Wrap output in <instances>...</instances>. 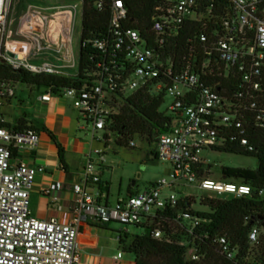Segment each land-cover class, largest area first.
<instances>
[{
    "label": "built area",
    "instance_id": "obj_1",
    "mask_svg": "<svg viewBox=\"0 0 264 264\" xmlns=\"http://www.w3.org/2000/svg\"><path fill=\"white\" fill-rule=\"evenodd\" d=\"M205 1L165 0L159 5L152 23L158 45H164L170 33L176 35L188 19H210V14L218 6L211 0L205 15L201 12ZM225 1L227 5L219 7L223 12L221 23L216 24L221 30L215 31L217 38L213 40L209 52L205 53L208 58L197 65L199 71L185 70L176 74L171 68L164 67L156 50L146 45L137 30L125 26L128 10L122 2L116 1L110 36L88 41L95 49L108 54L112 72L106 69V73H99L98 80L91 88L65 89L62 93L73 100L85 123L91 126L93 140L101 142L104 137H96V133L104 131L108 116L117 113L113 97L121 99L118 93L127 95L128 92L147 89L149 93L157 95L166 91V95L174 98L171 107L173 127L158 136L156 155L157 159L170 163L169 179L160 180L148 190L120 198L114 204L95 199L88 187L100 185V171L105 163L104 151L97 149L88 156L83 177L73 187L76 201L72 216L38 219L30 209V194L37 176L45 168L29 166L25 162L14 164L13 154L20 150L36 149L41 140L40 134L32 129L13 130L0 126V264H80L78 237L83 224L93 222L137 228L151 226L159 213L169 206L175 207L181 198L189 197L179 193V188L184 185H197L199 189L211 193L207 194L211 199L242 198L253 193L252 187L245 184L226 178L222 181L210 179L206 176L209 171L204 168L200 157L203 151L225 147L227 143L240 141L241 145L249 146L243 124L245 114L247 110L257 107L256 103L251 102L254 95L264 92V0ZM13 5L14 0H0V64L5 63L15 71L25 70L39 75H66L68 69H75L72 49L57 50L60 55L58 61H63L62 64L49 60L31 62V56L37 57L51 47L44 30L48 29L50 20L57 16L29 9L21 19L19 28L13 31ZM97 7L103 9V2L99 1ZM76 15L77 7H74V21ZM58 21L61 29L69 31L68 15H60ZM14 36L28 40L24 44V51H13L8 47L9 38ZM202 41L205 42L206 37H202ZM117 51L126 54L132 67L131 75L121 87L115 81L121 77L118 66H122ZM214 53L217 58H214ZM228 69L242 76L233 97L222 96L203 79V76H225ZM13 86L0 84V107L5 98L15 96ZM191 91H194V98L189 95ZM53 97L52 92L48 91L42 94L41 100L50 102ZM259 119L264 121L262 115ZM128 146L136 147L133 140ZM249 150L253 149L250 147ZM62 189L61 183H53L43 192L51 195ZM166 189L170 191L168 194L164 193ZM176 222L177 231L194 238L192 242L183 240L180 243L188 247L187 260L200 261L203 244L211 237L204 226L208 221L194 210V214L180 212ZM122 233L125 235L128 232L122 230L118 234L119 241L124 237ZM174 234L168 235L160 229L153 231L156 239L169 242ZM250 240L252 244L259 243L258 228L252 230ZM214 243L227 259H235L238 252L230 247L225 237H217ZM123 256L121 251L114 260L119 261Z\"/></svg>",
    "mask_w": 264,
    "mask_h": 264
},
{
    "label": "trees",
    "instance_id": "obj_2",
    "mask_svg": "<svg viewBox=\"0 0 264 264\" xmlns=\"http://www.w3.org/2000/svg\"><path fill=\"white\" fill-rule=\"evenodd\" d=\"M83 1V30L81 37L80 62L77 75H50L33 74L25 70L15 71L5 63L0 64V84L16 85L25 84L29 87L45 92L51 91L54 96L62 95L65 89L81 90L91 88L98 80V74L106 69L112 72L113 66L107 53L95 49L90 40L106 38L110 36V24L113 16V5L116 1L128 10V17L125 26L137 30L146 45L160 56L165 68H171L174 74L185 71H199L200 65L208 56L205 54L212 48V42L217 38L216 30H221L220 24L222 10L221 6L227 5L225 0H214L218 8L210 14V19L194 20L188 19L178 30L177 34L170 33L166 36L164 45L159 46L155 34L152 31L153 18L157 14L156 9L165 0H80ZM103 2V9H98L97 3ZM221 2L220 5H218ZM211 0L205 1L202 13H208ZM220 7V8H219ZM210 20V21H209ZM206 37V41H202ZM119 62L118 71L121 73L120 79L115 81L120 85L131 75L132 67L127 61L126 54L117 51ZM217 54L214 53V58ZM229 73V74H228ZM231 73V74H230ZM203 79L214 87L224 97H233L238 86L241 84L242 76L232 73L228 69L225 76H203ZM229 88V89H228ZM44 92V93H45ZM121 99L113 97L114 103L123 101L119 112L111 114L106 119L104 129V139L109 140V134L117 137V143L127 146L132 141L134 135H141L150 144H156L158 137L167 133L173 127V117L161 111L165 103L166 91L157 95L149 93L147 89H142L126 96L122 92L118 93ZM189 95L194 98V91ZM251 102L256 103V108L247 110L245 114L244 127L246 138L250 144L248 147L241 145L240 141L227 143L225 147L215 148L213 151L225 152L258 159V168L224 167L222 169L223 178L228 181L245 184L253 189L250 196L242 198L228 197L226 199L209 198L207 195L201 198V205L207 207L206 212L196 214L208 221L204 226L211 234L210 240L206 241L202 247V258L200 261H189L186 258L187 248L181 246L183 240L192 242L194 238L184 232L177 231V215L180 212H190L194 214V197L181 198L175 207L169 206L159 213L158 219L151 226L141 228V235L130 237L126 233L120 240V245L127 253L135 256V264H252L264 263V229L259 218L264 216V92L254 95ZM194 103V101L192 102ZM189 104V103H188ZM2 117V116H1ZM28 121L18 120L16 125H11L0 121V126L13 130L32 129L36 132L45 130L33 124L28 126ZM253 150L250 151L249 148ZM64 149L59 145V156L62 163L64 159ZM16 152H14L13 157ZM151 156L157 159L155 151ZM203 174V173H202ZM207 174H210L207 172ZM107 189L109 184H107ZM263 192L262 194L260 192ZM254 228L260 231L258 244H252L250 234ZM160 229L166 234L174 232L172 241L156 239L153 231ZM217 237H225L230 247L237 251L234 260L227 259L221 254L214 240ZM131 239V245L126 248V243Z\"/></svg>",
    "mask_w": 264,
    "mask_h": 264
},
{
    "label": "crops",
    "instance_id": "obj_3",
    "mask_svg": "<svg viewBox=\"0 0 264 264\" xmlns=\"http://www.w3.org/2000/svg\"><path fill=\"white\" fill-rule=\"evenodd\" d=\"M26 13L27 11L18 14L17 17L12 13L13 31L19 28L22 23L21 19ZM51 16H57V18H52L48 29L44 30L47 40L51 41V44H49L51 47L37 57L31 56L33 62L40 63L44 60H54L56 63L61 64L63 62L58 61L60 55L57 50L72 49L68 45V31L61 29V23L58 21L60 15ZM25 43H28L27 39L14 36L9 38L8 47L13 51H24ZM66 75L72 76L69 72H66ZM16 93L15 90L14 97L4 99L3 105L0 107L1 121L16 125L20 119L27 120L28 126L33 124L38 128L45 129L38 132L41 140L36 149L17 151L13 158L14 164L25 162L29 166L45 168V171L37 176L35 186L30 194L32 215L42 220L61 217L70 218L76 201L73 187L81 181L88 162V156L93 152L92 145L84 137L87 127L84 126L82 115L74 107L71 98L58 95L54 96L50 102H46L41 100L44 92L30 88L28 101L19 100L21 109H19L18 114L10 119L6 110L13 108L16 104ZM22 107L25 109L23 110ZM27 107L30 108V111L26 110ZM59 145L62 146L65 152L64 163L60 160ZM151 158L154 159L153 156ZM53 183H61L63 189L53 192L51 195L44 194L43 189ZM135 185L134 183L128 188L127 196L139 192L134 190ZM88 191L95 199L107 200L110 203V186L107 189L104 185H90ZM121 231V229L115 228L114 224L100 225L93 222L83 224L79 229L78 237L80 264H135V259H127L124 256L119 261L114 260L120 252L118 251L120 245L118 234Z\"/></svg>",
    "mask_w": 264,
    "mask_h": 264
},
{
    "label": "rangeland",
    "instance_id": "obj_4",
    "mask_svg": "<svg viewBox=\"0 0 264 264\" xmlns=\"http://www.w3.org/2000/svg\"><path fill=\"white\" fill-rule=\"evenodd\" d=\"M74 7H77V15L74 21ZM13 14L15 17L18 14H22L29 9L41 11L46 15H63L69 16V31H68V45L72 47L74 59L76 63L75 69H68L72 75L77 74L80 62V50H81V37L83 30V2L80 0H15ZM75 22V24H74ZM70 50V49H68ZM55 62L54 60H51ZM32 63H37L33 62ZM63 62V61H62ZM64 63V62H63ZM62 64V63H61ZM17 98L15 99V105L13 108H8V118L12 119L15 114H18L19 100L28 101L30 88L25 84L18 83L15 85ZM132 92H128L126 96H129ZM123 101L118 100L113 103L116 112H119ZM174 104V98L169 94L165 97V103L163 104L161 111L168 116H172L171 107ZM24 110L25 108L22 107ZM26 110L30 111L27 107ZM84 126L87 127L85 139L92 145V151L101 149L104 151L105 165H103L100 171L102 179L101 185L105 187L107 184L110 186V203L117 202L119 197H126L128 188L134 183L136 184L134 190L144 191L150 189L155 183L162 179H169V173L171 171L170 163L159 159L151 158V152L157 148L156 144H150L145 137L141 135H134L133 141L136 147L121 146L117 143V137L113 134H109V140L106 142L103 138L101 142L93 140L92 128L84 121ZM105 132H97L96 137H104ZM97 156L95 155L94 158ZM204 168L209 171L210 174H206L210 179L214 181H222V169L224 167L234 168H249L257 169L259 162L255 157H246L242 155H235L225 152L205 150L200 154ZM105 166V167H104ZM103 171V172H102ZM107 181V182H106ZM181 196L194 197L196 203L194 204V210L198 212H206L209 209L201 205V198L208 193L199 189L197 185H184L179 188ZM170 191L166 189L165 194ZM114 227L121 230H127L130 237L133 235H141L143 230L134 226L114 224ZM124 236V233H122ZM117 235V234H116ZM131 245V239L126 243L125 247L129 248ZM118 251L124 253V257L127 259H135L133 254L127 253L123 250V247L119 245Z\"/></svg>",
    "mask_w": 264,
    "mask_h": 264
},
{
    "label": "water",
    "instance_id": "obj_5",
    "mask_svg": "<svg viewBox=\"0 0 264 264\" xmlns=\"http://www.w3.org/2000/svg\"><path fill=\"white\" fill-rule=\"evenodd\" d=\"M9 55H10L11 57H13V55H12L11 53H10ZM41 91H42V92H45L46 89L43 88V89H41ZM157 137H158V136H157ZM130 195H131V194H130ZM259 220L262 221V227H263V229H264V216L261 217V218H259Z\"/></svg>",
    "mask_w": 264,
    "mask_h": 264
}]
</instances>
